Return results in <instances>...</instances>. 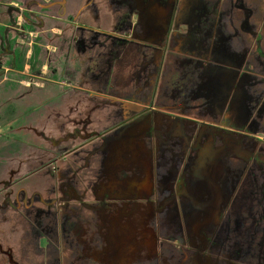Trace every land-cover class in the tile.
Here are the masks:
<instances>
[{
    "label": "rangeland",
    "instance_id": "1",
    "mask_svg": "<svg viewBox=\"0 0 264 264\" xmlns=\"http://www.w3.org/2000/svg\"><path fill=\"white\" fill-rule=\"evenodd\" d=\"M84 1L82 0L83 4ZM100 1L102 0H95L99 4ZM110 1V4L109 1L104 2L103 7L98 4L101 21L93 25L102 33L99 36L103 39L102 44L108 43L109 37L105 36L111 33L108 31L115 29L116 31H112L115 35H110L114 38L122 39L121 33L133 32L134 40L140 42L147 40L150 44L161 47L166 36V18L172 17L175 0ZM260 1L264 6V0ZM112 4H117L116 12L110 11ZM105 6L109 7L104 11ZM163 7L167 12H163ZM42 8L45 9L40 5L34 7L37 11ZM46 9L50 11L49 7ZM43 11L38 15L39 19H33L35 21V25L31 24L35 30L33 35L39 33L36 30L41 25L44 30V26L48 23L44 16H52L50 12L44 11L46 13L44 14ZM134 14L139 15V28L133 25L132 18L127 17ZM0 18L7 22L5 15ZM92 18L91 23H94L95 18L93 20ZM25 24L24 27L28 26L27 23ZM136 27L137 30L133 31ZM102 28L108 31L105 32ZM262 40L264 33L261 34V42ZM43 41L38 40L35 43L40 44ZM250 41H253V38L249 41L236 38L234 45L249 44ZM168 43L169 41L165 42V45ZM102 48L98 47L97 53H109ZM48 49V56L51 53L59 54L53 44L48 45ZM94 50L90 53L95 54ZM180 51V48L173 46L168 53L170 59L179 62ZM72 59L60 62L61 68L55 66L57 71L50 77L54 83H47V86H43L44 80L39 79L42 75L32 78L29 74L21 75L20 78L27 77V79L20 84L21 87H17L16 92H20V95H16L15 98L13 90L9 93L3 91L7 90L4 87L15 86L14 79L19 78L18 72L15 71L17 69H9L8 64H3V59L0 58V73L2 71L0 75V87H2L0 195H3V192L4 195H8L12 193L11 191H17L20 197L24 192L28 196L33 193L40 194L44 199L53 198L56 203L70 204L71 199L77 198L78 203L73 202L71 205L77 204L76 208L81 207V213L86 215L87 205L83 203L81 206L79 202L83 200L81 197L88 190L79 197L73 194L77 191V184L81 187L87 178L95 180L93 175L98 172L95 170L97 163L91 164L88 156L95 157L97 151L101 150L109 158V154L113 156L112 152L114 153L116 146H122V159L111 161L110 167L107 168L103 164L104 169L102 168L101 173L104 175L97 181L99 184L104 180L102 183L104 184L108 175H111L110 178L114 177L108 178L109 181L102 185L100 194L102 193L103 197L113 198L117 205L120 201L122 207L119 210L123 214L124 221L119 218L121 214L114 216L118 213L117 208L113 210L114 214L111 216L105 210L106 207L93 202L100 210L94 211L96 215L94 218L86 217L76 222L71 220L68 222L63 216L68 215L67 211L72 213L73 210L68 209L67 206L64 208L65 212H62L63 215L51 211L49 216H44L40 228L37 224L40 216L37 215L36 209H18L14 207L15 205L13 208L8 207L10 209L6 210V213L13 217L7 221L9 224L0 227V233L10 242L21 243L26 262L34 263L37 260V264H264V145L258 146L247 141L246 146L249 148L245 156L249 157L252 154L249 160L243 162L231 154L227 158H222L224 149L216 152L211 143H207L199 151L198 157L194 154L188 158L187 163L185 160L183 165L188 169L183 168L181 171L180 175L184 176L181 182L180 177L175 176L174 172L177 165L170 166L166 160L164 163L159 162L162 168H157V162L160 160L159 140L163 139V135L159 136L158 133L151 132L148 123L154 128V121L146 122L145 120L148 119L146 117L140 118L137 123L129 122L131 112L134 113V110L138 111V109L136 106H127V102L130 101L128 99L132 98L130 96L133 93L126 94V89L131 91L132 84L125 85L123 89L120 87L121 78L126 79L128 76L126 69L124 67L121 69L117 65L115 76H118L117 86L120 89L118 92H121L117 98L106 95L110 97L109 99L100 94L99 97L95 95L89 97L83 91L88 89V85L80 86L81 89L69 86V82L74 86V82L77 83L79 79L85 78L76 79L83 65L79 61L74 64ZM119 60L123 61V58ZM120 61L119 64L124 66ZM101 69L104 70L103 76L109 75L105 68ZM133 69L134 67L131 71ZM42 70L45 71L46 68L43 67ZM52 71L54 69H51ZM103 82L105 83L106 80ZM136 91L142 101L143 97L149 100L148 92L144 89L137 88ZM168 98L162 97L159 104ZM225 106L219 108L214 105L211 108L210 105V109L212 114L217 115L220 111L222 113L226 110ZM30 109L33 110L27 113ZM123 109L130 114H125ZM161 116L164 118L166 116L165 121L170 118L161 112H156L157 128L174 124L173 120L170 122L160 120ZM160 121H162L161 125ZM189 124L193 125V123ZM137 131L140 132L137 133L138 135ZM209 132L210 129L194 131L193 136L195 134L196 136L191 138L190 142L196 137L200 138L199 141L210 140ZM131 134L132 136L134 134L137 141V146L134 148L129 142ZM150 137H154L153 145ZM16 139L20 141L16 142ZM217 144L220 145L221 142ZM253 145L254 147H251ZM239 150L235 146L232 152ZM241 150H244V146ZM136 152L145 158H151L148 169L153 177L150 190L144 183L134 178L139 176L136 169H121L122 166L125 167L127 164L134 166L138 162L140 155ZM240 153L243 154L242 151ZM202 156L219 157L217 160L219 164L206 163L203 166L204 159H200ZM82 157H85L86 164V170L83 171L80 169L85 164L81 165L78 161V158ZM142 166L146 168V163L139 167ZM132 171L137 172L135 174ZM162 171L166 174L159 178L158 172L162 173ZM198 172L208 173L209 177L205 179L207 181H203L204 179L198 176ZM94 177L96 178V175ZM34 205L41 207L42 204ZM11 210L16 212L13 213ZM1 213H3L2 209L0 216ZM77 213L78 210L75 216ZM106 213L108 219H105ZM187 217L190 219H186ZM197 222L201 223L197 224ZM127 227L130 230L125 229ZM120 229L123 232L119 233ZM36 231L40 232L39 238L43 237L41 243L35 239ZM33 241L37 247L34 246ZM1 242L7 246L3 239ZM3 259L2 255L1 261Z\"/></svg>",
    "mask_w": 264,
    "mask_h": 264
},
{
    "label": "flooded vegetation",
    "instance_id": "2",
    "mask_svg": "<svg viewBox=\"0 0 264 264\" xmlns=\"http://www.w3.org/2000/svg\"><path fill=\"white\" fill-rule=\"evenodd\" d=\"M12 1H16L17 4L12 3ZM108 1L110 4V0H104V2ZM21 4L23 6H20ZM98 4L95 0L93 2L85 0L84 4L82 0H0V17L2 15L7 17V22L0 18V58L3 59V64L7 63L9 69H17L15 71L19 74H17L18 80L14 79L16 82L15 86L4 87L7 90L3 92L9 93L13 90L15 98L16 95L19 96L20 92H16L18 91L17 87H21L22 85L20 84H22L24 79H27V77L20 78L21 75L26 76L29 74L31 75L30 78L42 75L39 79L44 80L43 86H47V83H54L50 77L57 71L55 66L61 68L59 66L60 62L71 61L73 58L74 64L79 61L83 65L79 74L85 78L79 79L77 83L74 82V86L69 82L71 88L81 89L80 86L88 85V89H83V91L89 97L90 95L99 96L98 94H100L102 97L109 99L110 97L106 95L117 98L121 93L118 92L120 90L119 86H117V83L119 84L118 76H115L117 74V65L121 69L124 67L128 76L126 79L121 78L120 87L123 89L125 85L132 84L131 91L126 89V94L133 93L136 95L132 94L130 96L132 98L128 99L130 101L127 103L135 102L138 104L136 106L138 111L134 110L129 122L137 123L140 118L146 117L148 118L145 120L146 122L148 120H150L149 122L151 120L154 121V128H151L149 123L151 132L158 133L159 136L163 135V139L159 140L158 152L160 160L157 162V168H162L160 163H164L166 160H168V165L170 166L177 165L174 172L176 173L175 176L180 177L181 182L184 179V176L180 175L183 168H185L183 163L185 160V163H187L188 158L194 154L198 157L199 151L207 143H211L214 147L212 149L216 150V152L224 149L225 153L224 155L222 154V158L226 156V153L232 152L233 147L240 146L243 148L244 146V154L237 156L243 162H246L247 159L249 160L252 154L249 157L245 156L249 148L246 146L247 141H251L258 146L264 145V40L261 42V34L264 33V6L263 4L261 5L260 0H175L172 17L169 18L165 28L167 33L163 43H161V47L150 44L147 40L146 42L134 40L132 37L133 32L121 33L120 36L123 35L122 39L114 38V36L110 35H115L112 32L116 31L115 29L107 30L111 32L105 35L109 37L108 43L102 44L103 39L99 37L102 33L94 28L91 23L92 17L95 18V21H101ZM37 5L44 7L45 9H42L45 12H50L51 15L58 17L55 19H61L60 16H63L69 22V27L66 28L64 33L53 34L50 31H46L42 35L39 33L33 35L35 30L32 25H28L29 28L24 29L18 24L19 17L39 19L38 15L43 10H35L33 7ZM91 6L94 8L90 9ZM113 6L115 7L114 9ZM113 6L110 11L116 12L117 4ZM47 7L50 8V11L46 9ZM45 12L44 14H46ZM138 16L136 14L133 16L127 15V17L132 18L133 25L139 28L140 19ZM44 17L47 18L49 15ZM27 22L33 23V21L29 22V20ZM137 27L133 31H136ZM103 31L107 32L106 30ZM236 38H242L244 41H249V39L253 38V41H250L249 44L238 43L235 46L234 39L236 40ZM38 40L56 41V44L53 45L58 49L59 54L51 53L48 56L49 49L47 45L43 43L40 47L39 43H35ZM168 41V45H165V42ZM173 46L181 49L179 62L171 60L168 54ZM94 47L96 50H94ZM98 47H103L102 50L109 53H97ZM93 50L95 54L90 53ZM121 57L124 62L119 60ZM119 61L124 66H121ZM44 62L47 65L46 71H42ZM102 67L108 71V76H103L104 70L101 69ZM132 67H134L133 71H131ZM51 69H54V71L51 72ZM4 78L7 77L4 76ZM104 80H106L105 83L103 82ZM64 86H62L63 90H65ZM1 88L0 94L2 92ZM37 88H40V86H37ZM137 88H142L148 92L149 100H147V97H143L142 101L141 96L136 91ZM162 97L173 99L170 106L185 103L189 107L188 113L184 116H179L173 110L161 109V107L165 106V101L159 104V100ZM210 105L212 106L211 108L214 105L219 108H223V105H226V110L222 113L219 110L220 113L217 115L208 114V112H212ZM32 110L30 109L27 113ZM156 112H163V114L170 116L166 121L164 120L166 116L165 118L163 116L160 117L165 122H170V119H177L173 122L178 123L179 120L182 123L181 125L172 123L169 126L164 125L157 128ZM189 123H193V125ZM206 129H210V140L199 141L200 138L196 137L193 142H190V139L196 136V134L193 136L194 131ZM181 130L183 131L181 132ZM242 136H246V138H242ZM153 140L154 137H150L152 145ZM215 140L221 142V144L218 145ZM17 141L20 140L16 139ZM157 144L156 142L155 145ZM131 147L134 146L131 144ZM251 147H254V145ZM121 148L122 146L115 147L114 153L112 152L115 158L111 154L107 158L106 154L101 150L97 151L95 157L88 156L91 164L97 163L95 170H98V172L94 174L96 178L94 175L93 179L95 180L87 178L85 184H81V187L77 184L76 192L79 193L74 192L73 194L79 197L82 196L81 194L85 190H88L81 197L83 200L79 202L81 206H83V203L87 205L88 214L83 215L80 211L81 207L80 209L76 208L77 204L71 205L73 202L78 203L77 198L71 199V204L69 202L56 203L53 198L44 199L40 194L34 195L32 193L28 196L24 192L20 197L17 191H11L12 193L8 195H4L5 193L3 192V195H0L2 197L0 199V209L3 211L0 216V227L9 224L7 221L13 215H8L6 210L13 208V205L18 209H36L37 215L40 216L39 218L37 217V224L40 228L42 227V218L44 216H49L51 211L63 215L62 212H65L64 208H67V206L68 209L73 210V214L67 211L68 215H70L63 216L64 219H68V222L70 220L71 222H76L86 217L94 218L96 217L94 211L99 212L100 210L94 206L95 203L93 202H96L99 206L106 207L105 210L111 216L114 214L113 210L117 208L116 211L118 213L114 216L121 214L119 218L124 221L123 214L119 210L122 207L119 204L120 201L117 202V205L112 200L113 198L103 197L102 193L100 194L102 185L109 181L108 178L113 179L114 177L110 178L111 175H108L104 184H102L104 180L98 184L99 178L101 180L104 175V173H101L103 164L107 168L110 167L111 161L122 159ZM78 159L81 165L85 164V157ZM210 163L219 164L217 158L214 157H210ZM203 166L202 169L204 168ZM85 168L86 164L80 170H86ZM121 169L129 170L132 169V166L127 164L125 167L122 166ZM185 169H188V167ZM78 173L81 176L80 172ZM163 174L166 173H163V171L162 173L158 172L159 178ZM198 174L199 177L204 179L203 181H207L205 179L209 177L208 173L198 172ZM87 186L89 187L86 189ZM179 196H177V199ZM35 203L42 205L38 207L34 205ZM76 210L79 213L75 216ZM11 211L13 213L16 212ZM107 217L106 213L105 219H108ZM121 229L119 233L123 232ZM125 229L130 230L129 227ZM36 232L37 236L34 235L35 239L41 243L43 237L39 238L38 233L40 232ZM1 239L7 246L1 242ZM33 244L37 247L34 241ZM22 250L20 242H10L6 236L0 233V262H4L2 264L38 263L37 260L34 263L26 262ZM2 255L4 259L1 261Z\"/></svg>",
    "mask_w": 264,
    "mask_h": 264
},
{
    "label": "crops",
    "instance_id": "3",
    "mask_svg": "<svg viewBox=\"0 0 264 264\" xmlns=\"http://www.w3.org/2000/svg\"><path fill=\"white\" fill-rule=\"evenodd\" d=\"M44 1H47V0H44ZM98 2V1H97ZM12 3H14V4H17V2L16 1H12ZM62 3V2H61ZM25 5V4H24ZM101 7H103V5H105V3H104V0H102V1H100V4H99ZM20 6H23V4H21ZM35 7V6H34ZM33 7V8H34ZM69 8V7H68ZM107 7L105 6V8H104V11H105V9H106ZM84 15V14H83ZM61 17V19H55V18H58L57 16H54V15H52V17L51 18H49V17H47L46 19L48 20V23L44 26V30H43V28H42V25H41V27L39 28V29H37L36 31H38L39 32V34H45L46 33V31H50L51 33H53V34H62V33H64V31L66 30V28H68L69 26H68V24H69V22L68 21H66L65 19H64V17L63 16H60ZM27 18H25V17H19L18 18V24L22 27V28H24V29H26V28H28L31 24L32 25H35V21H33V19L31 18V19H27V20H29V22L30 21H33V23L31 22V23H28L27 22V20H26ZM35 20V19H34ZM95 21V20H94ZM100 22V20L99 21H95L94 23H92V25H96L97 23H99ZM25 23H27L29 26H26V27H24L23 25H26ZM42 24V23H41ZM67 26V27H66ZM34 29V28H33ZM43 30V31H42ZM102 30H103V28H102ZM43 43H45L46 45H47V48H48V45H50V44H54V42H48V41H43ZM43 43H40L39 44V46L41 47L42 46V44ZM56 44V43H55ZM43 67H47V65H46V63L44 62V64L42 65V68ZM43 71V70H42ZM46 71V70H45ZM82 75L81 74H79L76 78H80ZM75 81H76V79H75ZM133 95H136V94H133ZM95 97H99V96H97V95H95ZM165 102H164V104H165V106H163V107H161V109H163V110H168V111H170V110H173V112L175 113V114H177V115H179V116H184L185 114H187L188 113V110H189V107H187L186 105H185V103H178V104H175V105H173V106H170L171 105V100L168 98V99H165L164 100ZM128 104H133L134 106H138V104L137 103H128ZM130 108V107H129ZM210 113H213V112H208V114H210ZM185 119V118H184Z\"/></svg>",
    "mask_w": 264,
    "mask_h": 264
},
{
    "label": "water",
    "instance_id": "4",
    "mask_svg": "<svg viewBox=\"0 0 264 264\" xmlns=\"http://www.w3.org/2000/svg\"><path fill=\"white\" fill-rule=\"evenodd\" d=\"M159 8V7H158ZM163 12L165 13V12H167V9L165 8V7H163ZM166 20H167V23H168V20H169V17H167L166 18ZM167 27V26H166ZM166 33H167V31H166ZM128 104V103H127ZM127 106H131V107H134V105L133 104H128ZM137 106V105H136ZM130 107V108H131ZM124 111H125V114H130V112L129 111H127V110H125V109H123ZM127 114V115H128ZM131 114H132V112H131ZM162 114H163V112H162ZM160 120H162L163 121V119H160ZM171 120H173V121H176L177 119H170V121ZM150 121V120H149ZM162 121H160V124L162 123ZM181 121H179L178 120V123H174L175 125H181ZM148 126H149V123H148ZM182 132V131H181ZM133 133H135V131L133 132ZM137 133H140L139 131H137L136 132V134ZM185 133V132H184ZM138 135V134H137ZM187 135V134H186ZM130 139L131 140H129V142L134 146V147H136L137 146V141H136V139L134 138V134H133V136H132V134L130 135ZM134 147H132V148H134ZM240 150L239 151H235V152H228V153H226V158H227V156L229 155V154H231V155H233V156H235V157H237L239 154H241L240 153V151H242L243 152V150H241L242 148L239 146L238 147ZM210 152H211V149H210ZM209 152V153H210ZM225 153V152H224ZM224 153H223V155H224ZM136 154H138V155H140V157H138V164L136 163V164H134V166H132V169H136L138 172H139V176L137 177H134V178H136V179H138V180H140L142 183H144L145 185H146V187L150 190L151 189V185H152V179H153V177H152V174L150 173L151 171H148V169H149V166L151 165V158H149V157H147V158H145V156H141V154L139 153V152H136ZM199 154V153H198ZM244 154V153H243ZM238 158V157H237ZM200 159H204V162H203V165L204 164H206V163H210V157H208V156H203L202 158L200 157ZM240 160H241V158H239ZM217 160H219V157H217ZM146 163V168H144L143 166H142V168H140L139 166L140 165H144ZM138 165V166H137ZM137 171H133L135 174H136V172ZM146 171V172H145ZM143 173V174H142ZM150 183V184H149ZM190 213V212H189ZM189 217H187L186 219H188ZM190 219V218H189ZM201 222H197V224H200Z\"/></svg>",
    "mask_w": 264,
    "mask_h": 264
},
{
    "label": "clouds",
    "instance_id": "5",
    "mask_svg": "<svg viewBox=\"0 0 264 264\" xmlns=\"http://www.w3.org/2000/svg\"><path fill=\"white\" fill-rule=\"evenodd\" d=\"M162 113V112H161ZM181 119H183V118H181ZM181 131H183V130H181Z\"/></svg>",
    "mask_w": 264,
    "mask_h": 264
}]
</instances>
